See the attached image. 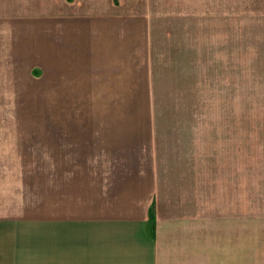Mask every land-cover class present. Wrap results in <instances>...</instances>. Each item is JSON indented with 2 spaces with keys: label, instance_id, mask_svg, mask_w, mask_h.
Returning <instances> with one entry per match:
<instances>
[{
  "label": "rangeland",
  "instance_id": "rangeland-1",
  "mask_svg": "<svg viewBox=\"0 0 264 264\" xmlns=\"http://www.w3.org/2000/svg\"><path fill=\"white\" fill-rule=\"evenodd\" d=\"M103 17L128 20L110 35L144 22L150 69L138 84L165 162L189 165L185 185L206 191L191 206L206 208L209 237L214 223L221 239L232 229L241 259L264 264V0H0V217L26 228L50 210L40 195L47 151H65L88 110L72 106L73 92L69 109L56 107L57 43L70 21Z\"/></svg>",
  "mask_w": 264,
  "mask_h": 264
},
{
  "label": "crops",
  "instance_id": "crops-1",
  "mask_svg": "<svg viewBox=\"0 0 264 264\" xmlns=\"http://www.w3.org/2000/svg\"><path fill=\"white\" fill-rule=\"evenodd\" d=\"M117 21L75 19L71 30L62 26L56 107L69 109L63 101L76 93L72 106L88 109L80 112L88 126L72 130L70 151H60V142L58 151H47L50 165L40 180L46 216L23 222L26 228L0 217V264H255L241 259L232 229L221 239L214 223L209 237L206 208L191 206L207 203L206 191L202 199L201 190L185 185L189 165L173 171L165 162L151 94L138 84L150 69L144 22L133 20L135 30L125 32L128 20ZM118 25L124 32L110 35L108 28ZM57 122L58 132L68 130V119ZM192 168L200 184L203 168L207 181L206 166Z\"/></svg>",
  "mask_w": 264,
  "mask_h": 264
}]
</instances>
